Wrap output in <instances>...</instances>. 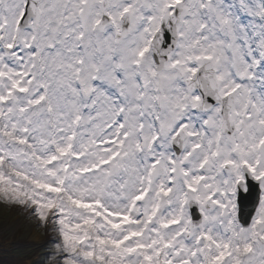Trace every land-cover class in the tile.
I'll return each mask as SVG.
<instances>
[{
    "label": "snow or ice",
    "instance_id": "obj_1",
    "mask_svg": "<svg viewBox=\"0 0 264 264\" xmlns=\"http://www.w3.org/2000/svg\"><path fill=\"white\" fill-rule=\"evenodd\" d=\"M0 205L43 264H264V0H0Z\"/></svg>",
    "mask_w": 264,
    "mask_h": 264
},
{
    "label": "rangeland",
    "instance_id": "obj_2",
    "mask_svg": "<svg viewBox=\"0 0 264 264\" xmlns=\"http://www.w3.org/2000/svg\"><path fill=\"white\" fill-rule=\"evenodd\" d=\"M48 239L18 209L0 205V261L4 264H43Z\"/></svg>",
    "mask_w": 264,
    "mask_h": 264
}]
</instances>
